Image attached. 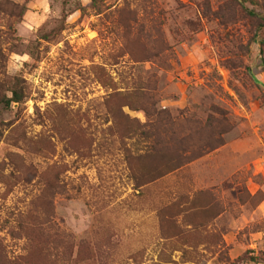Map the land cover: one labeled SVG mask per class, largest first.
<instances>
[{"label":"rangeland","instance_id":"1","mask_svg":"<svg viewBox=\"0 0 264 264\" xmlns=\"http://www.w3.org/2000/svg\"><path fill=\"white\" fill-rule=\"evenodd\" d=\"M0 264H264V0H0Z\"/></svg>","mask_w":264,"mask_h":264},{"label":"trees","instance_id":"2","mask_svg":"<svg viewBox=\"0 0 264 264\" xmlns=\"http://www.w3.org/2000/svg\"><path fill=\"white\" fill-rule=\"evenodd\" d=\"M3 81L4 79L0 78V83H3ZM6 90L9 91V95H3L0 99V104H3L4 106L9 105L10 103H20L25 97L24 89L18 84L17 79H14L12 84L8 86Z\"/></svg>","mask_w":264,"mask_h":264}]
</instances>
